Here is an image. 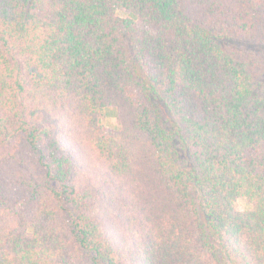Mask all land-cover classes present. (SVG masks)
Wrapping results in <instances>:
<instances>
[{"label":"trees","instance_id":"obj_1","mask_svg":"<svg viewBox=\"0 0 264 264\" xmlns=\"http://www.w3.org/2000/svg\"><path fill=\"white\" fill-rule=\"evenodd\" d=\"M0 264H264V0H0Z\"/></svg>","mask_w":264,"mask_h":264},{"label":"rangeland","instance_id":"obj_2","mask_svg":"<svg viewBox=\"0 0 264 264\" xmlns=\"http://www.w3.org/2000/svg\"><path fill=\"white\" fill-rule=\"evenodd\" d=\"M119 15L126 17L127 14L119 12ZM108 116L104 120V124L109 132H113L119 129L120 119L116 108H110L107 111ZM236 209L240 212H246L250 209L249 201L247 199H240L236 205Z\"/></svg>","mask_w":264,"mask_h":264}]
</instances>
